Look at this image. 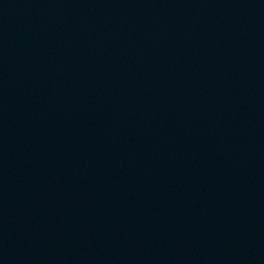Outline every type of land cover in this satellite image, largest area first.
Here are the masks:
<instances>
[{"label":"water","instance_id":"water-1","mask_svg":"<svg viewBox=\"0 0 264 264\" xmlns=\"http://www.w3.org/2000/svg\"><path fill=\"white\" fill-rule=\"evenodd\" d=\"M0 264H264V0H0Z\"/></svg>","mask_w":264,"mask_h":264}]
</instances>
